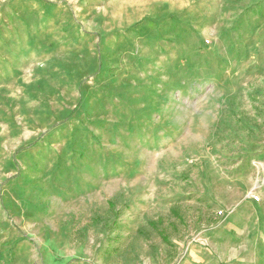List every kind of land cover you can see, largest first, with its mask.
<instances>
[{
  "label": "rangeland",
  "instance_id": "374dc122",
  "mask_svg": "<svg viewBox=\"0 0 264 264\" xmlns=\"http://www.w3.org/2000/svg\"><path fill=\"white\" fill-rule=\"evenodd\" d=\"M15 237L20 264H264V0H0Z\"/></svg>",
  "mask_w": 264,
  "mask_h": 264
},
{
  "label": "crops",
  "instance_id": "0c3cea01",
  "mask_svg": "<svg viewBox=\"0 0 264 264\" xmlns=\"http://www.w3.org/2000/svg\"><path fill=\"white\" fill-rule=\"evenodd\" d=\"M86 184L80 183V185L74 186V191H76L78 194H84L86 193V190L89 189H94L93 185L89 184L86 180ZM135 215L138 216L139 213L134 211ZM135 224L133 223V226ZM239 234V232L237 233ZM221 238L218 237V235L214 232V234L211 237V241L216 242L219 241ZM8 242L2 246H0V250L2 253L0 254V257H14L12 262L9 260L8 264H20V259L22 257H31L32 255H28L27 252V243L24 240L17 239V237L13 239H7ZM235 240V239H233ZM218 245V243H217ZM222 247V246H221ZM239 249L233 247L231 251L228 252L226 257H246V249L243 251H237ZM217 252V251H215ZM17 257V258H15ZM58 257H62L61 255H58ZM183 257H215L214 255H209L208 252L206 251V247L194 243L190 247H188L185 250L184 256ZM258 257V256H255ZM260 257V256H259ZM9 258V259H10Z\"/></svg>",
  "mask_w": 264,
  "mask_h": 264
}]
</instances>
